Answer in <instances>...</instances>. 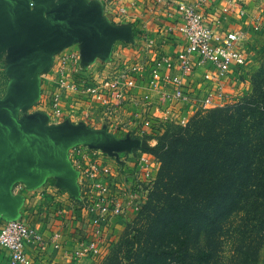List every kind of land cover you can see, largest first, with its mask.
<instances>
[{"label":"crops","instance_id":"0c3cea01","mask_svg":"<svg viewBox=\"0 0 264 264\" xmlns=\"http://www.w3.org/2000/svg\"><path fill=\"white\" fill-rule=\"evenodd\" d=\"M194 1L24 0L29 14L66 24L34 33L24 49L0 27V36L13 43L16 56L32 60L26 71L34 78L27 77L24 90L32 91L31 98L36 97L38 105L33 132L26 128L30 124L27 116L20 115L21 123L17 124L16 113L9 116L8 126L10 130L25 127L34 134L51 132L42 150L28 157H19L8 148L0 150V226L22 220L36 228L46 248L41 251L37 244H26L25 253L32 264L77 263L72 252L95 230L92 221L97 217L95 207L90 209L93 203L87 201L92 194L86 169L90 160L99 161L100 167L109 172L112 181L101 180L110 182L111 192L124 202L121 216L101 224L102 228L109 224L108 232L114 223L130 219L141 209L133 198L143 202L150 176H146V169L153 166L141 155L142 145L138 149L127 143L121 146L120 140L134 139L118 134L102 121V108L95 99L66 92L60 97L61 115L38 114V109L49 108L50 98L57 91L55 74L61 61L69 77L81 68L95 72L108 67L107 62L129 59L140 52L143 35L167 57H174L182 41L176 32V5ZM235 1L208 0L201 10L217 20L221 30L249 31V20L239 14L241 9ZM248 3L243 10L250 9ZM72 54L78 58L77 63L73 64ZM144 91L139 85L131 96L139 97ZM31 98L26 104L33 103ZM8 256V251L0 248V264H6Z\"/></svg>","mask_w":264,"mask_h":264},{"label":"built area","instance_id":"2783aa9c","mask_svg":"<svg viewBox=\"0 0 264 264\" xmlns=\"http://www.w3.org/2000/svg\"><path fill=\"white\" fill-rule=\"evenodd\" d=\"M207 2L177 3L176 32L182 41L179 42L181 50L174 57H167L152 39L143 35L140 52L129 59L107 62L108 67L95 72L81 68L69 77L61 61L55 74L57 91L51 100L54 115L62 113L61 95L76 93L79 97L97 100L102 108V121L108 127L142 142V137L157 129L184 123L231 99L227 82L245 66L247 53L239 43L237 31L221 30L219 22L201 10ZM70 58L73 64L78 62L74 54ZM139 85L144 87V93L132 97V90ZM86 169L92 190L87 201L93 203L90 209L95 207L97 212L92 224L99 234L102 223L122 215L124 202L111 192L112 177L100 167L99 161L90 160ZM151 170L152 167L146 169V176ZM101 178L110 182L104 183ZM133 200L137 209L142 207L140 198ZM28 243L37 244L41 251L46 248L36 228L22 220H11L0 226V248L9 253L6 264H32L25 253ZM97 250V243L87 239L72 252V258L95 254Z\"/></svg>","mask_w":264,"mask_h":264},{"label":"trees","instance_id":"16d2710c","mask_svg":"<svg viewBox=\"0 0 264 264\" xmlns=\"http://www.w3.org/2000/svg\"><path fill=\"white\" fill-rule=\"evenodd\" d=\"M263 96L258 138L243 132V118L212 119L167 153L156 184L167 194V264H264Z\"/></svg>","mask_w":264,"mask_h":264},{"label":"rangeland","instance_id":"374dc122","mask_svg":"<svg viewBox=\"0 0 264 264\" xmlns=\"http://www.w3.org/2000/svg\"><path fill=\"white\" fill-rule=\"evenodd\" d=\"M247 2L250 9L246 11L242 7L246 6ZM235 3L241 9L239 14L247 16L245 19L249 20L250 27L249 31L233 30L240 36L239 43L247 53V61L242 69L231 76L229 83L227 82L231 99L227 98L222 105L195 115L184 123L168 124L162 130L157 129L149 136L142 137L141 155H144L153 166L141 209L131 215L130 219L114 223L110 226V232L107 231L109 224L101 227L99 234L93 229L87 239L97 243L98 250L95 254L78 258L83 261L77 260L76 264H167L170 261L167 259V194L156 185L159 174L163 166L165 167L163 162L167 165L166 155H169L167 153L179 145L185 135H192L199 127L211 124L212 119L224 121L232 117L243 118L245 121L243 132L251 139L258 138L256 125L258 115L254 104L259 101L261 94H264V0H236ZM28 63H32V60L23 61L21 57L16 56L13 43L0 36V115L4 110L10 112L9 116L16 113L17 124L21 123L20 115L27 116L30 124L26 125V128L32 130L38 116L36 115L38 105L36 97L31 98L32 91L24 90L27 77H33L26 71ZM28 82L31 85L35 84L31 80ZM35 95L36 92H33V96ZM28 98L29 101L31 98L32 104L29 102L26 104ZM51 100L52 98L49 108L47 106L46 111L38 109V114H54ZM23 131L25 127L11 128V132L18 136H21ZM214 158L215 172L211 178H222L223 176L217 172L218 156ZM243 193L250 194L249 191ZM224 250L227 258L228 249Z\"/></svg>","mask_w":264,"mask_h":264},{"label":"water","instance_id":"95a60500","mask_svg":"<svg viewBox=\"0 0 264 264\" xmlns=\"http://www.w3.org/2000/svg\"><path fill=\"white\" fill-rule=\"evenodd\" d=\"M66 26L64 22L45 21L29 14L25 9L24 0H0V27L4 29L6 35L13 39L22 49L26 48L28 40L34 33L45 28H56ZM66 30H69L68 28ZM73 31L72 29H70ZM8 109V108H7ZM10 112L4 110L0 115V150L10 149L19 157H28L40 152L51 132L46 131L34 134L25 131L21 136L11 132L8 126ZM121 146L127 143L129 147H138L139 140L128 138L120 140Z\"/></svg>","mask_w":264,"mask_h":264},{"label":"bare ground","instance_id":"6f19581e","mask_svg":"<svg viewBox=\"0 0 264 264\" xmlns=\"http://www.w3.org/2000/svg\"><path fill=\"white\" fill-rule=\"evenodd\" d=\"M26 9V8H25Z\"/></svg>","mask_w":264,"mask_h":264}]
</instances>
